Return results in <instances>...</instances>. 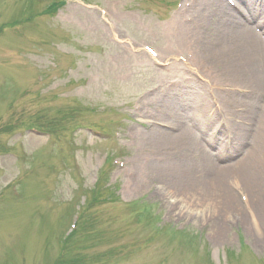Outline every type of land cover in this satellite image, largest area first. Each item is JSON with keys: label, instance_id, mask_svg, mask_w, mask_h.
Returning a JSON list of instances; mask_svg holds the SVG:
<instances>
[{"label": "rangeland", "instance_id": "rangeland-1", "mask_svg": "<svg viewBox=\"0 0 264 264\" xmlns=\"http://www.w3.org/2000/svg\"><path fill=\"white\" fill-rule=\"evenodd\" d=\"M198 1L0 0V264H264V225L245 213L222 228L213 209L158 182L133 192L138 137L171 129L160 108L188 112L206 147L191 161L219 170L242 157L218 123L220 82L172 38L177 16L205 30ZM223 1L252 21L246 0ZM196 94L208 105L189 107Z\"/></svg>", "mask_w": 264, "mask_h": 264}, {"label": "bare ground", "instance_id": "bare-ground-1", "mask_svg": "<svg viewBox=\"0 0 264 264\" xmlns=\"http://www.w3.org/2000/svg\"><path fill=\"white\" fill-rule=\"evenodd\" d=\"M244 5L249 7L252 21H241L237 10L223 0H199L192 9L205 26L200 36L195 27L191 31L184 28L178 16L172 26L176 45L187 46L190 60L207 73L200 75L220 82L219 93L226 113L218 123L225 121L228 131L236 132L235 149L242 148V157L238 155L234 164L219 170L214 168L217 167L215 162L206 158L191 161L192 154L206 147L199 141L201 138L187 128L188 112L181 114V109L174 107L170 112L158 110L159 117L170 120L171 129L153 128L145 136L141 134L136 143L137 154L130 161V169L137 176L134 193L158 182L164 194L180 202L199 203L213 209L216 222L222 228L228 223L230 212L235 216L245 213L257 228L264 225V15H257L264 11V0L260 6L247 0ZM181 10L189 11L186 7ZM247 90L254 94L250 103L243 100L245 92H238ZM198 94L186 103L189 107L208 105L206 98ZM143 101H148L147 96ZM141 114L145 115V111ZM232 171H236L234 177L230 176ZM231 178L235 180L238 195L246 196L254 209L249 207L248 210L239 202L240 196L239 200L236 198Z\"/></svg>", "mask_w": 264, "mask_h": 264}, {"label": "trees", "instance_id": "trees-1", "mask_svg": "<svg viewBox=\"0 0 264 264\" xmlns=\"http://www.w3.org/2000/svg\"><path fill=\"white\" fill-rule=\"evenodd\" d=\"M55 4H56V2H55V3H52V4H51V7H53ZM76 230H77V229H75L73 232H71L70 235H67V236L64 237V240H63V246L65 245V240H67L68 246L70 245V243H71V239H72V238H70V237L72 236V234H73ZM62 248H63V247H62ZM60 258H62V257L60 256Z\"/></svg>", "mask_w": 264, "mask_h": 264}]
</instances>
